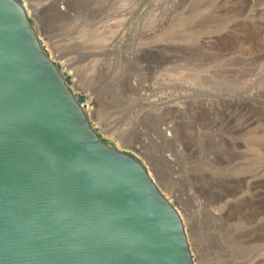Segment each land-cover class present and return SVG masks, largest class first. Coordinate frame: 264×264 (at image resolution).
I'll list each match as a JSON object with an SVG mask.
<instances>
[{"label":"rangeland","instance_id":"obj_1","mask_svg":"<svg viewBox=\"0 0 264 264\" xmlns=\"http://www.w3.org/2000/svg\"><path fill=\"white\" fill-rule=\"evenodd\" d=\"M37 1L45 48L178 210L194 264H264V0Z\"/></svg>","mask_w":264,"mask_h":264},{"label":"water","instance_id":"obj_2","mask_svg":"<svg viewBox=\"0 0 264 264\" xmlns=\"http://www.w3.org/2000/svg\"><path fill=\"white\" fill-rule=\"evenodd\" d=\"M79 96L0 0V264H194L178 210Z\"/></svg>","mask_w":264,"mask_h":264},{"label":"trees","instance_id":"obj_3","mask_svg":"<svg viewBox=\"0 0 264 264\" xmlns=\"http://www.w3.org/2000/svg\"><path fill=\"white\" fill-rule=\"evenodd\" d=\"M69 80V79H68ZM84 97L83 96H79V100H82Z\"/></svg>","mask_w":264,"mask_h":264},{"label":"bare ground","instance_id":"obj_4","mask_svg":"<svg viewBox=\"0 0 264 264\" xmlns=\"http://www.w3.org/2000/svg\"><path fill=\"white\" fill-rule=\"evenodd\" d=\"M35 2H36V4H38V5H39V2H38L37 0H35Z\"/></svg>","mask_w":264,"mask_h":264}]
</instances>
